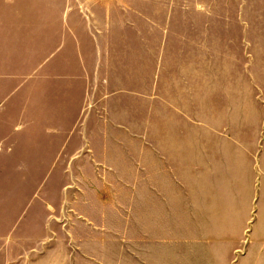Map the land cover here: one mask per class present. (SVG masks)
<instances>
[{"label": "rangeland", "instance_id": "1", "mask_svg": "<svg viewBox=\"0 0 264 264\" xmlns=\"http://www.w3.org/2000/svg\"><path fill=\"white\" fill-rule=\"evenodd\" d=\"M0 264H264V0H0Z\"/></svg>", "mask_w": 264, "mask_h": 264}]
</instances>
